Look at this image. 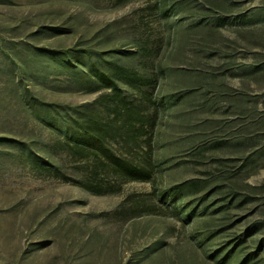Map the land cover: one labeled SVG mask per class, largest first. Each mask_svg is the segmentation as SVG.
<instances>
[{
	"label": "rangeland",
	"instance_id": "obj_1",
	"mask_svg": "<svg viewBox=\"0 0 264 264\" xmlns=\"http://www.w3.org/2000/svg\"><path fill=\"white\" fill-rule=\"evenodd\" d=\"M0 264H264V0H0Z\"/></svg>",
	"mask_w": 264,
	"mask_h": 264
},
{
	"label": "trees",
	"instance_id": "obj_2",
	"mask_svg": "<svg viewBox=\"0 0 264 264\" xmlns=\"http://www.w3.org/2000/svg\"><path fill=\"white\" fill-rule=\"evenodd\" d=\"M133 113L131 109L127 110L126 117L128 119H132ZM131 117V118H130ZM79 142H90L93 144V142L101 143L102 136L100 134L99 128L95 124L89 123L87 127H84L82 133L78 136ZM105 150V149H104ZM117 162V168L118 172L125 173L126 176H129L133 181L137 180H143L145 178H141V176H144L147 178L148 174L146 173V170H141L137 167H135L130 161L127 159L118 160ZM143 174V175H142Z\"/></svg>",
	"mask_w": 264,
	"mask_h": 264
}]
</instances>
